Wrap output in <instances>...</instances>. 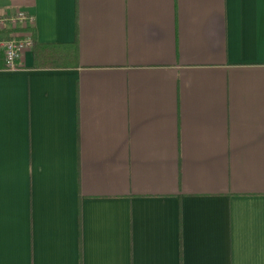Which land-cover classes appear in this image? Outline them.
Returning a JSON list of instances; mask_svg holds the SVG:
<instances>
[{"label":"crops","instance_id":"crops-1","mask_svg":"<svg viewBox=\"0 0 264 264\" xmlns=\"http://www.w3.org/2000/svg\"><path fill=\"white\" fill-rule=\"evenodd\" d=\"M18 10L0 264H264V0H0Z\"/></svg>","mask_w":264,"mask_h":264},{"label":"built area","instance_id":"built-area-1","mask_svg":"<svg viewBox=\"0 0 264 264\" xmlns=\"http://www.w3.org/2000/svg\"><path fill=\"white\" fill-rule=\"evenodd\" d=\"M33 23V16L25 10L0 16V32L11 31L7 35L0 34V55L6 68H19L24 52L34 47Z\"/></svg>","mask_w":264,"mask_h":264}]
</instances>
